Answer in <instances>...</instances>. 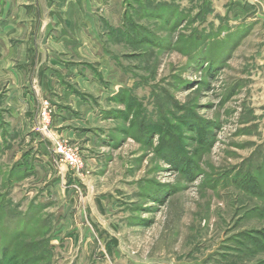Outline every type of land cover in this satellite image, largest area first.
<instances>
[{
  "label": "rangeland",
  "instance_id": "rangeland-1",
  "mask_svg": "<svg viewBox=\"0 0 264 264\" xmlns=\"http://www.w3.org/2000/svg\"><path fill=\"white\" fill-rule=\"evenodd\" d=\"M0 264H264V0H0Z\"/></svg>",
  "mask_w": 264,
  "mask_h": 264
},
{
  "label": "built area",
  "instance_id": "built-area-1",
  "mask_svg": "<svg viewBox=\"0 0 264 264\" xmlns=\"http://www.w3.org/2000/svg\"><path fill=\"white\" fill-rule=\"evenodd\" d=\"M48 107L45 104L42 112V118L45 123L49 122V113ZM57 153L62 154L64 161L72 168V169H80L83 166V161L81 156L73 151L71 148H67L65 145L57 143Z\"/></svg>",
  "mask_w": 264,
  "mask_h": 264
}]
</instances>
